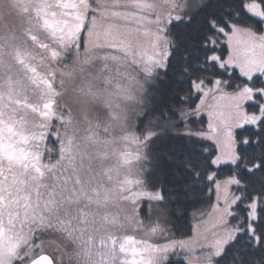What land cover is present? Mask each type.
<instances>
[{
	"label": "snow or ice",
	"instance_id": "6c2138e0",
	"mask_svg": "<svg viewBox=\"0 0 264 264\" xmlns=\"http://www.w3.org/2000/svg\"><path fill=\"white\" fill-rule=\"evenodd\" d=\"M26 7L23 42L0 44V264H79L92 245L74 227L86 161L61 133L75 70H60L73 58H91L131 104L113 114L134 170L121 191L167 241L109 237L103 264H264V0ZM190 209L192 236L171 239Z\"/></svg>",
	"mask_w": 264,
	"mask_h": 264
},
{
	"label": "rangeland",
	"instance_id": "374dc122",
	"mask_svg": "<svg viewBox=\"0 0 264 264\" xmlns=\"http://www.w3.org/2000/svg\"><path fill=\"white\" fill-rule=\"evenodd\" d=\"M26 2L27 0H0V44L10 45L15 43L18 34L23 32L22 24L28 12ZM7 49L6 47L5 50ZM98 54L103 55L104 53L100 51ZM83 56L84 53L82 51L81 57ZM73 69L75 70L74 77L72 79L64 78L63 88L60 89L62 92L66 91V95L74 101L71 107V120L61 128L62 135L71 138L74 145V139L69 135L68 130L75 135L82 129L80 124L72 122L73 109L92 108L93 102L95 106L104 108L106 112V122L104 124L107 125V131L105 136H100L97 131L93 132V142L96 148H91L90 154H94V157L101 163L103 175L102 188L95 190L93 198L95 200L99 199L105 205L104 208L107 212L111 214V221L118 228L116 229L118 232L116 236L137 232L140 229L138 235L149 239V242H167L165 239L159 238L158 234L157 236L149 234L151 228L149 221L144 220L143 225L139 223L134 213L133 205L129 200L125 199V193L121 191L122 181L133 175L134 170H130L122 161L121 152L126 147L121 141L123 120L122 118H115L113 114H122L125 107L131 110V104H126L122 91H117L115 88L110 87L105 79L99 78L96 66L92 63L91 58L84 63H80L73 58L69 60L68 68L60 71H72ZM65 109L68 111L67 107ZM103 141H105L106 147L103 150H99L97 145L103 146ZM202 210L211 211L209 207ZM191 224L192 226L196 225L197 220L192 219ZM205 227L210 230V223L201 226L200 231L204 232ZM168 235L171 239L177 241L187 240L192 236V228L191 234L187 237H177L171 232ZM109 237L112 236L101 238L100 242H96L94 246L89 248V255H92L90 264H97V262L103 264L105 260H111L113 255L111 247L104 248L101 246V240H107ZM200 242H203V240L201 239ZM173 259H177V257L174 256ZM179 259L184 260L185 257L181 255Z\"/></svg>",
	"mask_w": 264,
	"mask_h": 264
},
{
	"label": "trees",
	"instance_id": "16d2710c",
	"mask_svg": "<svg viewBox=\"0 0 264 264\" xmlns=\"http://www.w3.org/2000/svg\"><path fill=\"white\" fill-rule=\"evenodd\" d=\"M15 41V43L10 45L20 44L23 42V32L18 34ZM5 51H10V48ZM6 59L9 58L6 57ZM105 117L106 112L104 108L95 106L92 102V108L83 107L82 109H73L72 122L80 124L82 128L81 131L74 135L70 130H68L69 135L74 139L75 146L73 145V151L77 163L80 162L81 157H83L86 161L85 175L83 178L87 183V195L82 198H77L79 200V206L74 214V227L76 228L78 234H83L84 240L91 238V246H94V244L98 241L100 242L101 238L104 239L107 236H116L118 233L116 231L118 228H116L115 224L111 221V214L104 208L105 205H103L99 199L95 200L93 198L95 190H100L102 188L103 175L101 172V163L94 157V154L91 155L90 152L92 150L91 148H96V145L93 142V132L97 131L100 136H105L106 134L105 128H107V125L104 124L106 122ZM204 119L206 122V116ZM97 147L99 150L105 149V141H103V146H100L99 144ZM198 207L202 209L208 208L207 205ZM191 212L192 210L190 209L189 216L186 217L184 221L180 222L178 230L171 232L173 235L177 237H187L191 234ZM145 220L148 221L147 219ZM76 247L80 248V241L76 242ZM91 261L92 255H89V251L88 254H84L81 249L79 264H90Z\"/></svg>",
	"mask_w": 264,
	"mask_h": 264
}]
</instances>
